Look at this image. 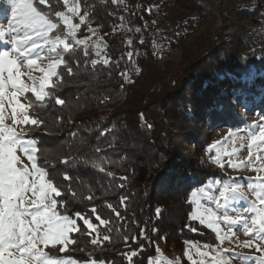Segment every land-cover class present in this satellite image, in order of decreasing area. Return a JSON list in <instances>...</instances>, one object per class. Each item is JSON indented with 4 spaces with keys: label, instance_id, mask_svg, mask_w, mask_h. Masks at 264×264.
<instances>
[{
    "label": "trees",
    "instance_id": "1",
    "mask_svg": "<svg viewBox=\"0 0 264 264\" xmlns=\"http://www.w3.org/2000/svg\"><path fill=\"white\" fill-rule=\"evenodd\" d=\"M159 1L162 10L147 0H81L90 18L77 35L87 42L63 53L72 73L60 65L63 79L53 77L56 87L48 89L65 103L46 99L45 108L30 110L44 123L24 125L25 138L38 141L39 162L47 160L62 190L77 194L58 197L66 203L57 209L92 216L97 225V245V234L87 235L79 219L80 232L70 234L77 243L63 255L81 262L149 264L160 239L181 255L186 242L217 246L215 233L190 219L191 193L210 179L242 177L201 162L209 130L240 123L237 102L264 108V0H229V23L208 29L216 14L196 0ZM65 173L71 180L61 178ZM93 207L111 221L107 227Z\"/></svg>",
    "mask_w": 264,
    "mask_h": 264
},
{
    "label": "snow or ice",
    "instance_id": "2",
    "mask_svg": "<svg viewBox=\"0 0 264 264\" xmlns=\"http://www.w3.org/2000/svg\"><path fill=\"white\" fill-rule=\"evenodd\" d=\"M0 4L4 5L5 17L10 16L6 28L0 24V41L10 46L0 51V264H105L103 260L92 259L81 262L71 255H63L69 251L70 245L77 243L74 236L70 235L78 234L81 230L77 219L83 222L87 235L97 234L96 238L91 240L92 245L100 242L97 225L92 222V216L86 218L80 212L70 215L66 207L63 212L57 209L58 204L66 203L58 200V197H62L66 192L73 198L77 194L70 186L62 190L57 174L50 172L49 167L45 166L48 164L47 160L44 164L39 162L38 154L41 153V149L38 141L25 139L24 134L18 132L16 127L43 124L44 121L33 116L30 110L45 108L46 99L54 98L55 103L59 105L65 103L48 89L56 87L53 77H58L60 65H65L67 72L72 73V68L67 66L63 53H71L76 46L86 44L88 37L81 39L77 34L81 26L90 18L89 14L83 11L81 0H0ZM74 18H78V22H74ZM89 30L93 31L91 28ZM100 46L99 43L96 44L97 49ZM45 52L55 53L59 59H54L47 67H42L38 61L43 59L42 54ZM108 62L105 59L104 63ZM95 63L96 61H93V64ZM25 67L29 70L28 73L22 71ZM32 70H38L43 76L39 78L32 76ZM26 74L32 80L31 86L22 79ZM37 79L40 80L39 86L36 85ZM27 93H31L32 98H29V102L25 104L21 102L20 97ZM6 104L11 109L12 124L6 123L8 118L5 114ZM148 127L151 128V125ZM249 136L250 149L253 146L264 148V123L257 122L249 132ZM233 151L238 150L233 149ZM226 154L231 155V153ZM256 158L264 160L259 155ZM25 159L28 163H25ZM248 159L252 160L251 151ZM62 162L68 163L66 159ZM215 162L223 167L221 159L216 158ZM243 164V161L231 163V167L238 168ZM253 171L257 172V175L249 178L247 187L252 189L256 199L249 201L250 206L242 213L231 216L227 208L231 202L247 199L241 190L243 186L238 183L223 182L218 198L209 196L218 208L225 210L223 215H217L215 211L204 209L200 205L198 196L205 193V189L199 188L191 193V200L197 205V210L190 213V219L206 225L215 233L220 244H223L225 239L230 240L235 236L233 228L240 225L243 234L249 237L242 242V246L254 247L262 255L248 257L231 249H221L217 245L214 255L211 251H201L197 248L196 253L200 257L198 261L193 260L191 251H186L185 255L191 264H231V260L223 255L225 252H230L232 258L239 259L241 264H249L250 260H255L256 264H264V175L259 174L264 172V165L259 168L253 167ZM61 178L66 181L71 180L67 173ZM121 199L123 201L127 198ZM107 207L117 218L120 217V213L112 204H108ZM156 211L159 214L161 210L158 208ZM91 213L100 225L107 227L111 223L110 220L101 218L95 207L91 209ZM218 221L226 222L228 232L221 235L222 230ZM188 227L196 231L190 225ZM107 230L110 232L112 229ZM127 239L128 237H125V241ZM132 239L136 238L132 237ZM102 240L108 241L110 236L105 235ZM204 247L211 249L212 245L205 244ZM125 255L131 261L137 256V252L133 250L130 255ZM152 264H160V262L152 261ZM164 264H179V262L165 258Z\"/></svg>",
    "mask_w": 264,
    "mask_h": 264
},
{
    "label": "rangeland",
    "instance_id": "3",
    "mask_svg": "<svg viewBox=\"0 0 264 264\" xmlns=\"http://www.w3.org/2000/svg\"><path fill=\"white\" fill-rule=\"evenodd\" d=\"M149 3L155 5L156 7H159L160 10L164 8V6L161 4L159 0H147ZM154 2V3H152ZM228 1H225V3L221 7H217L215 10H212L216 16L215 18L211 19V21L203 26V29L208 28H214L217 25H221V23L227 25L229 23V19L231 17V13L228 10H225V5L228 3ZM3 7L4 5H0V24H3L5 28L7 27L8 19L9 17H5L3 13ZM223 12H219L218 9H222ZM260 31H257L259 33ZM7 39V38H6ZM252 44L258 43V35L252 36L250 38ZM7 46L3 41H0V51L4 50ZM159 49L163 52L162 54L167 58L168 56L165 55L163 46L160 45ZM173 56L178 58L180 55V50L178 48H174L172 51ZM43 59L38 61L40 66L47 67L48 63H50L54 59H59V57H56L55 53H43ZM22 71L25 73H28L29 70L25 67L22 68ZM31 75L35 77H42L43 73L39 72L38 70H32ZM22 79L25 81L26 84L32 85V80L29 79V76L26 74L22 77ZM40 80L37 79L36 85L39 86ZM26 95V94H25ZM21 96L20 100L22 103L27 104L28 100L26 99V96ZM258 98L256 97V101ZM254 104H252L253 106ZM237 110L238 113H240L242 120L240 123L234 125L233 127H215L211 128L210 131V138L207 143L206 149L202 153L200 160L203 164H212V165H218L215 162L216 158L221 159V162L223 163V168L234 176H241V179H226L225 181H221L219 179H210L208 180V183L204 185L201 188L205 189V193L200 194L198 196V199L200 201V205L204 209H211L212 211H215L217 215H223L224 209H220L217 207L216 203L213 202L212 199H209V196L218 198L219 191L222 190V184L223 182H228L229 184L232 183H238L242 185V191L247 196L246 200H239L235 202H231L227 208L228 214L231 216H235L239 213H242L244 209L248 208L249 201L255 200V194L252 191V189L247 187V184L250 182L249 178L255 177L257 175V172L253 171V167L259 168L262 165H264V160H258L256 157L259 155L260 157L264 158V148H259L257 146H253L251 149L249 148V145L251 144V139L249 136V132L253 129V126L259 122L264 123V108H261L260 106H253V108L249 109L247 108V105H245L242 102H237ZM5 114L8 117L6 119V123L12 124V120L10 118L11 109L8 107V105H5ZM17 131L24 134V125H17ZM25 138V136H24ZM26 139V138H25ZM259 143V142H258ZM233 149H237L238 151H233ZM250 151L252 153V160L249 161V154ZM226 153H231V155H228ZM243 161L244 164L241 167L233 168L231 167V163H239ZM25 163H28V161L25 159ZM260 175H264V172L259 173ZM219 181L220 183H216ZM196 190V189H195ZM194 190V191H195ZM192 201V200H191ZM194 204V211L197 210V205ZM250 215V214H248ZM221 228V235L228 232V225L224 221H218L217 222ZM233 231H235L236 235L233 236L230 240L225 239L223 244H220L219 246L221 249H231L236 253H239L244 256L248 257H254L262 255V253H258L255 248H246L242 246V242L245 240H248L249 237L243 234L242 226L236 225L233 228ZM230 235V233H229ZM192 243H186L185 249L183 254L179 251L173 250L172 252H167L165 250V242L164 239H160L156 242V248L158 249L157 254L150 258L149 264H152V261H159L160 264H164L165 258L168 260H172L174 262H179V264H191V262L188 260L187 256L185 255L186 251H191L193 260H200L199 255L196 253V249L199 248L201 251H211L212 254H215L216 247H212L211 249H206L204 246L205 244H201L196 241H190ZM225 258L231 260V264H241V261L239 259L232 258L230 252L223 253ZM107 264V263H105ZM249 264H256L255 260H250Z\"/></svg>",
    "mask_w": 264,
    "mask_h": 264
},
{
    "label": "built area",
    "instance_id": "4",
    "mask_svg": "<svg viewBox=\"0 0 264 264\" xmlns=\"http://www.w3.org/2000/svg\"><path fill=\"white\" fill-rule=\"evenodd\" d=\"M227 0H196L211 10H215L217 7H221Z\"/></svg>",
    "mask_w": 264,
    "mask_h": 264
}]
</instances>
